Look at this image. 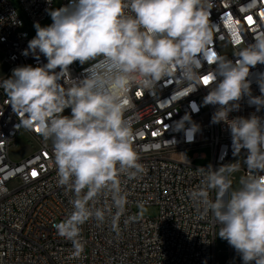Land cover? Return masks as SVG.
I'll use <instances>...</instances> for the list:
<instances>
[{"label":"clouds","instance_id":"clouds-1","mask_svg":"<svg viewBox=\"0 0 264 264\" xmlns=\"http://www.w3.org/2000/svg\"><path fill=\"white\" fill-rule=\"evenodd\" d=\"M213 7V0H69L49 11V26L34 25L36 35L24 52L43 54L47 63L17 67L0 80L18 127L51 141L58 184L73 193L72 210L54 228L73 244L76 255L83 251L82 225L93 218L103 223L112 208L114 220L124 212L127 198L120 177L132 180L145 171L125 117L130 89L153 90L168 77L181 88L174 96L208 87L203 103L220 106L211 122L228 124L234 155L246 150L250 174L240 179L239 188L233 189L229 178L238 165L201 167L196 171L203 174L202 186L189 193L190 199L205 214L211 212L220 225L218 236L243 264H264V122L255 115L228 119L239 107L233 102L250 94V68L264 64V34L240 49L235 62L209 56L218 27L210 21ZM201 57L216 65L206 75L199 73ZM77 61L90 65L83 78L70 75ZM260 89L264 93V79ZM251 103L264 106V97H252ZM65 109L71 114L64 115ZM185 121L191 122L190 115L176 123L177 131ZM198 131L199 125L191 123L187 141ZM101 198H110L111 204L98 207Z\"/></svg>","mask_w":264,"mask_h":264},{"label":"built area","instance_id":"built-area-1","mask_svg":"<svg viewBox=\"0 0 264 264\" xmlns=\"http://www.w3.org/2000/svg\"><path fill=\"white\" fill-rule=\"evenodd\" d=\"M68 3L69 0H0V53L6 69L0 80L10 78L17 67L47 63L43 54H24L36 34L25 28L19 9L35 28V24L42 25L50 19V10ZM213 3L210 21L218 27L208 55L235 62L240 49L264 34V0ZM248 17H252L251 23ZM201 60V75L215 69V64L210 65L202 57ZM89 67L77 61L70 65L69 72L72 78H83ZM262 73L264 64L250 68V94L233 102L239 107L229 112V120L255 115L264 122V106L251 103L252 97H264L260 89ZM180 90L176 80L168 77L157 82L153 90L139 86L130 89L125 117L135 133L134 148L145 171L132 180L120 177L127 198L124 212L114 220L116 209L112 208L103 223L93 218L82 225L83 251L76 255L73 244L54 228L72 210L73 193L58 184L52 145L42 142L36 132L18 127L19 118L0 89V264H243L230 245L227 255L221 254L220 225L211 212L205 214L202 207L198 209L189 193L202 186L203 174L197 168L211 166L217 170L240 157L245 159L246 150L234 155L228 124L211 122L220 106L203 103L208 87L199 86L187 95L174 96ZM193 106L199 110L193 111ZM186 114L191 122L185 121L184 129L177 131L176 123ZM191 123L199 125V131L188 142L185 130ZM22 132L37 140L38 146L25 159L13 162L10 149ZM200 146L212 150L207 166L196 165L197 159L206 158L205 154L187 156L188 150ZM239 169L241 178L250 174L246 164ZM209 196L215 200V190H210ZM105 204H111L110 198H101L97 206ZM148 207L157 208V214L144 216L142 210Z\"/></svg>","mask_w":264,"mask_h":264},{"label":"rangeland","instance_id":"rangeland-1","mask_svg":"<svg viewBox=\"0 0 264 264\" xmlns=\"http://www.w3.org/2000/svg\"><path fill=\"white\" fill-rule=\"evenodd\" d=\"M16 2V0H13ZM58 4V1L56 2L55 5ZM19 12L24 19L25 23V28L29 29L31 33L36 34V29L33 28L30 24V22L26 19L25 15L23 14L22 10L19 9ZM50 20H52L51 16L50 19L40 25L41 27L46 26ZM5 66L2 64V55L0 53V75L5 72ZM71 110L67 111L64 115H70ZM42 142H45L47 144H51V141H45L42 137L40 138ZM38 146V141L31 138L27 133L22 132L18 138V142L10 149V158L13 162H20L21 160L25 159L27 156H29L34 149ZM196 153H203L206 155V158H199L196 160V165L199 166H207L212 159V150L208 146H200L199 148L195 150H188L187 151V156L189 158L193 157ZM245 159L240 157L238 158L233 164L238 165L239 168L244 166L245 164ZM242 173L240 169L236 172H233L230 174L229 178L232 180V188L236 189L240 187V179H241ZM142 214L144 216H155L157 214V208L155 207H148L144 208L142 210ZM228 242L226 240L221 239L218 237V248L221 251L222 255H227L228 252Z\"/></svg>","mask_w":264,"mask_h":264},{"label":"snow or ice","instance_id":"snow-or-ice-1","mask_svg":"<svg viewBox=\"0 0 264 264\" xmlns=\"http://www.w3.org/2000/svg\"><path fill=\"white\" fill-rule=\"evenodd\" d=\"M262 15H264V13H262ZM248 20H249V22L251 23V22H252V17H248ZM213 55H214V54H213ZM203 82H204L205 84H207V83H208V77H205L204 80H203ZM32 174H33V176L36 175L35 172H33Z\"/></svg>","mask_w":264,"mask_h":264}]
</instances>
